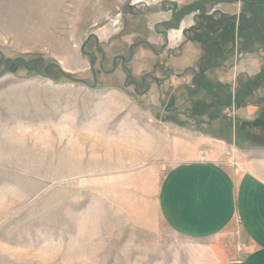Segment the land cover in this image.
I'll return each instance as SVG.
<instances>
[{"label":"rangeland","instance_id":"obj_1","mask_svg":"<svg viewBox=\"0 0 264 264\" xmlns=\"http://www.w3.org/2000/svg\"><path fill=\"white\" fill-rule=\"evenodd\" d=\"M200 1L0 0L3 59L31 60L11 70L0 62V264L235 263L227 256L238 251L233 235L224 246L174 232L152 200L177 164L236 165L243 152L264 148V42L237 39L236 20L233 43L223 54L212 46L204 62L209 48L185 31L197 24L201 35L199 11L181 12L177 29L172 19ZM222 1L207 3L206 14L251 16L243 0ZM91 34L104 53L90 37L94 88L81 52ZM116 55L126 68L118 61L105 73ZM40 57L41 73L60 67L50 66L49 78L35 70ZM164 71L169 78H147L142 95L129 84L142 92L144 76ZM247 81L258 82L241 99Z\"/></svg>","mask_w":264,"mask_h":264},{"label":"crops","instance_id":"obj_2","mask_svg":"<svg viewBox=\"0 0 264 264\" xmlns=\"http://www.w3.org/2000/svg\"><path fill=\"white\" fill-rule=\"evenodd\" d=\"M237 160L177 164L157 186L153 205L174 232L224 246L235 240L242 250L227 252L234 264H264V148Z\"/></svg>","mask_w":264,"mask_h":264},{"label":"trees","instance_id":"obj_3","mask_svg":"<svg viewBox=\"0 0 264 264\" xmlns=\"http://www.w3.org/2000/svg\"><path fill=\"white\" fill-rule=\"evenodd\" d=\"M215 1L225 2L222 0H203L199 2L197 14V20L199 19V34L196 33L197 31V24L192 26L191 28L187 29L186 31L190 30V38L193 41H197V39L203 44L205 48H209L206 55H204L203 61H208V57H212L209 55L211 52V48L216 54H223L224 52V45L226 42L232 41L233 39H241L244 40L245 44H252L254 42H264L263 35L260 36V31L264 33V0H243V10L248 12L249 16L246 13V16H240L239 19L236 15H227V14H220V17H214L213 15H207L206 11L204 10L205 5L212 4ZM242 1V0H241ZM246 8V9H245ZM242 13V12H241ZM249 18V19H247ZM241 19L244 21L241 23ZM236 20L240 24L238 26L237 32L239 35L234 38V32L236 27ZM247 22V24L245 23ZM202 31V32H200ZM208 56V57H205ZM218 59V57H215ZM214 58V59H215Z\"/></svg>","mask_w":264,"mask_h":264},{"label":"flooded vegetation","instance_id":"obj_4","mask_svg":"<svg viewBox=\"0 0 264 264\" xmlns=\"http://www.w3.org/2000/svg\"><path fill=\"white\" fill-rule=\"evenodd\" d=\"M198 7H199V6H198ZM198 7H197V6L195 7V5H194V7H192L191 9L188 8V7H182V8H179L177 11H175V12L173 13V16H172L173 21H175V29L180 28V23H181V21H180L179 16L181 15V12H185L183 15H186V14L189 13L190 11H193L194 13H196V12L198 11ZM178 18H179V19H178ZM164 23H165L164 25H166L168 29L171 28V26L168 25V21H165ZM185 31H186V30H185ZM161 32H163L164 35H165L167 31H166V30H162ZM182 32H184V29H182ZM91 37H92V36H91ZM93 38H94V37H93ZM94 39H95V38H94ZM95 41H96V40H95ZM147 44H148V43H147ZM96 48H97V50L101 53V55H102V59L104 60V53H103V51H100V49L98 48V43H96ZM85 54H86V56H88V57L90 58V61H91V57H90L91 54H88V53H85ZM91 56H92V55H91ZM102 59H101V61L99 62V68H100V69H103V67H102V62H103V60H102ZM4 60H5V59H3V60L1 61V63L3 64L4 69H9V70H11L10 68H11L12 66H13V67L16 66V64H13V65L11 66L10 61H7L6 66H5V64H4ZM93 60H94V62H93V66H94V64H95V59L93 58ZM118 61L120 62V64H121L124 68H126L125 65H126L127 60H126L123 56H121V55H116V57L113 58L112 61H111V69H110V70H105V69H103V71H104L105 73H111V72H113L114 70H116V67H117ZM37 63H38V61L35 62V65H36ZM40 65H41V64H38L37 68H38ZM50 66H54V65H50ZM13 67H12V68H13ZM55 67H56V66H55ZM48 68H49V67H48ZM91 71H92L93 76H94V73H95V76H96V72H95V70L93 71V69L91 68ZM47 72H48V69H47ZM178 75H179V74H178ZM129 76H131V72L128 70V76H127V79H126V80H128V77H129ZM147 78H151L153 81H156V82H161L162 80H165V79L169 78V72L164 71V72H163V77H161V78L153 77V76H150V75H148L147 77L144 76V77L141 79V85L145 87L144 91H142V92H137V87H138V83H137V82L130 81L129 84H130V85H133L134 90H135L136 93H139V94L142 95V94H144V93L149 89V87H150V85L147 84V83L145 82ZM201 82H202V80H201ZM256 82H258V81H254V82H251V81L248 82V81H247V82L244 84V87H243V93H242L241 99H245V98H246V92H247L248 90H250L249 86H250L251 84H256ZM86 84H87V83H86ZM95 87H96V86H95ZM213 93H214V92H213ZM215 96H216V98H217V101H216L217 104L220 103V104H222V105H224V106L228 105L227 101H225V100H221V97H220L219 94H217V92L215 93ZM171 98H172V99H171V102L169 103V105H168L167 108H170V107L173 105V103H174V97H171ZM237 101L239 102V101H240V98H238Z\"/></svg>","mask_w":264,"mask_h":264},{"label":"water","instance_id":"obj_5","mask_svg":"<svg viewBox=\"0 0 264 264\" xmlns=\"http://www.w3.org/2000/svg\"><path fill=\"white\" fill-rule=\"evenodd\" d=\"M91 36L94 37L95 40H96V43H98V38H97V36H96L95 34H91V35L87 38V40L83 43V45L81 46V52L84 53V54H85V52H84V46L86 45V43L88 42V39H89ZM0 53H1V52H0ZM3 57H4V56H3V54L1 53V61L3 60ZM90 57H91V65H90V67L93 69V62H94V60H93V58H92L91 55H90ZM17 60H22L25 64L31 62V60H29L28 62H26V61L23 60V58H17V59H14V60L6 58V59L4 60V64H5V66H6L7 61H10L11 66H12L13 64H15V63L17 62ZM37 60H38V63L35 65V70H36L38 73H40V74L46 76L47 78L50 77V74L47 72V69H48V67H50V65H55V66H57L58 68H60L59 65H58L57 63H49V64H47V65L44 67L43 72L41 73V72L38 70L37 66H38V64H42L44 59H43L42 57H40V58H38ZM1 61H0V62H1ZM93 71H94V69H93ZM65 77L68 78V79H70V80L76 81V82L87 83L85 80L77 79V78H74V77H71V76H68V75H65ZM93 80H94V81H93V85L90 86L91 88H94V87L96 86V77H95V73H94V76H93ZM206 88L208 89V86H206Z\"/></svg>","mask_w":264,"mask_h":264},{"label":"bare ground","instance_id":"obj_6","mask_svg":"<svg viewBox=\"0 0 264 264\" xmlns=\"http://www.w3.org/2000/svg\"><path fill=\"white\" fill-rule=\"evenodd\" d=\"M128 147H130L129 145H128ZM109 148V147H108ZM131 148V147H130ZM129 148V149H130ZM136 148V147H135ZM106 149H107V147H106ZM114 149V148H113ZM115 149H117V148H115ZM123 150L125 149V147L123 146V148H122ZM134 149V148H133ZM108 150H110V148L108 149ZM119 150V148L116 150V151H118ZM132 150V149H131ZM113 151V150H112ZM125 151V150H124ZM120 152V151H119ZM133 152V151H132ZM132 152H130L129 151V154L131 153L132 154ZM127 154V153H126ZM134 154V153H133ZM128 157H129V155H128ZM130 157H132V155L130 156Z\"/></svg>","mask_w":264,"mask_h":264},{"label":"built area","instance_id":"obj_7","mask_svg":"<svg viewBox=\"0 0 264 264\" xmlns=\"http://www.w3.org/2000/svg\"><path fill=\"white\" fill-rule=\"evenodd\" d=\"M238 250H242V246H239V247H238Z\"/></svg>","mask_w":264,"mask_h":264}]
</instances>
